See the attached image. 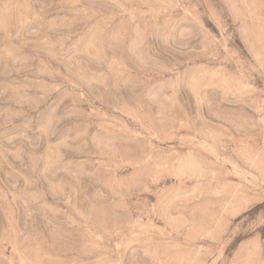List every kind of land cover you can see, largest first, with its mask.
<instances>
[{
    "label": "rangeland",
    "instance_id": "1",
    "mask_svg": "<svg viewBox=\"0 0 264 264\" xmlns=\"http://www.w3.org/2000/svg\"><path fill=\"white\" fill-rule=\"evenodd\" d=\"M0 264H264V0H0Z\"/></svg>",
    "mask_w": 264,
    "mask_h": 264
}]
</instances>
